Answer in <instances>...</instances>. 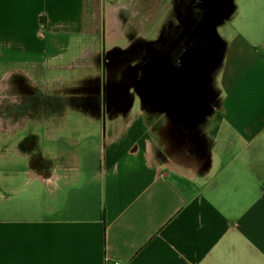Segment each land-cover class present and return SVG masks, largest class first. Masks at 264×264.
I'll return each mask as SVG.
<instances>
[{
  "label": "crops",
  "instance_id": "1",
  "mask_svg": "<svg viewBox=\"0 0 264 264\" xmlns=\"http://www.w3.org/2000/svg\"><path fill=\"white\" fill-rule=\"evenodd\" d=\"M104 5L0 0V98L12 75L24 96L0 117V264H264V0H228L194 114L63 87Z\"/></svg>",
  "mask_w": 264,
  "mask_h": 264
},
{
  "label": "flooded vegetation",
  "instance_id": "2",
  "mask_svg": "<svg viewBox=\"0 0 264 264\" xmlns=\"http://www.w3.org/2000/svg\"><path fill=\"white\" fill-rule=\"evenodd\" d=\"M221 3L171 0L170 12L154 37L146 40L136 35L124 48H102L97 64L93 63L100 74L89 81L98 84L106 101L123 103L137 95L146 102H172L166 106L169 112L196 113L214 97L209 75L217 68L219 48L211 26ZM12 76L2 91L0 117L14 104L24 103V96L21 99L15 92L18 88L11 86Z\"/></svg>",
  "mask_w": 264,
  "mask_h": 264
},
{
  "label": "rangeland",
  "instance_id": "3",
  "mask_svg": "<svg viewBox=\"0 0 264 264\" xmlns=\"http://www.w3.org/2000/svg\"><path fill=\"white\" fill-rule=\"evenodd\" d=\"M170 1L171 0H104L105 5L102 13L99 9L94 13L99 19L101 16L98 31L84 36L78 49L72 50V52L74 51V53L77 54L74 61L71 62L73 68L58 73L62 76V80H64L63 87H73L71 89L73 95H75V92L81 93L88 91L89 86L87 84L81 86V81L90 80L95 77L93 76L94 74H100L99 68L93 66V63L97 64L98 57H96L97 54L91 53V47H97L105 41L107 49L112 46L124 48L136 37V35L146 40L154 37L170 12ZM229 23L230 20L216 27L217 33L223 39L229 36ZM63 58L67 63L69 62L70 56H64ZM82 64L85 65L84 68H82ZM221 64L222 63L219 62V67L214 69L209 75L210 91L215 95L218 94L219 91V89L216 88V84L222 70ZM220 86L221 81L219 79V87ZM61 105L62 103L57 107L60 108ZM137 107H139L138 103L137 106H135V111ZM62 109L69 115L74 112L67 104H65Z\"/></svg>",
  "mask_w": 264,
  "mask_h": 264
},
{
  "label": "water",
  "instance_id": "4",
  "mask_svg": "<svg viewBox=\"0 0 264 264\" xmlns=\"http://www.w3.org/2000/svg\"><path fill=\"white\" fill-rule=\"evenodd\" d=\"M229 8H228V0H222L221 5H219V14L214 17L213 24L211 26V31L214 34V37L217 40V48L220 49L221 42L219 40V36L217 34L216 26L219 25L227 16H228ZM210 81V79H209Z\"/></svg>",
  "mask_w": 264,
  "mask_h": 264
}]
</instances>
